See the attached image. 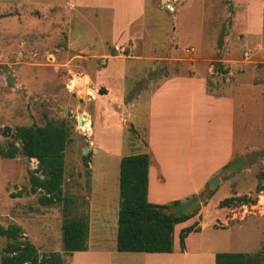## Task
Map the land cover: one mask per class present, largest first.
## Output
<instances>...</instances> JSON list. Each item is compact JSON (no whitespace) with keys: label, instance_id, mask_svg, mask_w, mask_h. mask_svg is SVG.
I'll list each match as a JSON object with an SVG mask.
<instances>
[{"label":"rangeland","instance_id":"obj_1","mask_svg":"<svg viewBox=\"0 0 264 264\" xmlns=\"http://www.w3.org/2000/svg\"><path fill=\"white\" fill-rule=\"evenodd\" d=\"M111 1L0 0V128L10 127L8 137L0 133V143L19 148L16 126L65 120L70 140L63 192L80 202L81 211H89L91 202L102 203L107 220L96 227L94 215L104 216L93 214L88 249L65 253L62 203H39L41 192H30L29 181L37 161L17 152L14 158L0 156V224L21 226L39 254L58 251L64 264H214L217 252H264V189L255 190L258 182L264 188V0H146L130 37H112ZM187 47L193 53L185 52ZM196 74L205 78L208 91L236 96L233 147L235 157L243 155L248 165L221 177L210 197L205 186L177 198L198 195L194 216L204 209L185 251L180 229L172 253L117 251L119 161L146 148L149 89L171 76ZM100 87L107 93L99 94ZM168 124L176 132L158 139V150L174 183L189 189L187 183L203 173L194 164L215 162L216 138L205 132L207 142L201 145L197 129L194 139H185L186 123ZM166 153L173 154L172 164ZM169 183L161 181L150 197L166 199L179 191ZM231 195L255 202L220 210L218 202ZM224 221L228 227L220 225ZM5 244L0 236V251Z\"/></svg>","mask_w":264,"mask_h":264},{"label":"trees","instance_id":"obj_2","mask_svg":"<svg viewBox=\"0 0 264 264\" xmlns=\"http://www.w3.org/2000/svg\"><path fill=\"white\" fill-rule=\"evenodd\" d=\"M15 137L20 143L18 148L13 142L2 145L0 156L14 158L17 152L35 159L40 175L31 171L30 192H41L38 201L41 205L62 203L63 220L61 223V245L65 253L86 251L89 239L88 209L81 211L75 200L63 192L64 152L70 140V126L65 120L47 121L43 125H19ZM85 160L87 159L86 156ZM149 154L138 152L123 155L119 161V199L117 212V231L115 248L120 252L170 253L173 250L174 225L194 216L171 217L165 211L169 203H155L148 199ZM85 165L87 162L85 161ZM90 175V172H89ZM89 186V185H88ZM258 182L257 192L263 190ZM212 193L208 195L210 197ZM86 205L88 206L87 198ZM255 202L247 195H231L221 199L218 207L242 205ZM172 202H180L173 200ZM198 230L191 224L180 230L179 246L184 250V239L191 231ZM0 236L6 244L0 251V264H64L58 251L39 254L36 246L24 236L21 226L0 224ZM214 264H264V252H217Z\"/></svg>","mask_w":264,"mask_h":264},{"label":"crops","instance_id":"obj_3","mask_svg":"<svg viewBox=\"0 0 264 264\" xmlns=\"http://www.w3.org/2000/svg\"><path fill=\"white\" fill-rule=\"evenodd\" d=\"M98 2V1H97ZM111 16V35L112 37H122L123 34L130 37V26L139 20L145 13L147 4L146 0H113L109 3ZM113 32V33H112ZM246 45V44H245ZM253 52L255 49H252ZM219 93V92H216ZM233 91L224 92L223 94H215L207 90L206 80L200 75H175L161 80L156 86L149 89L150 99L148 102L147 118L145 125L147 127L146 148L141 152L149 154L150 164L148 171V199L155 203H167L168 201L177 200L180 196L187 198L196 192L198 189H203L209 179L219 172L225 165L232 161L236 155L233 147L234 138V123L236 117L235 98ZM237 101V98H236ZM191 109V111H190ZM174 114V115H173ZM178 118V119H177ZM176 119V120H175ZM174 120V121H173ZM181 120V129L189 132L185 135V139H194V128L198 130L199 140L202 144L206 141V134H212L216 138L218 149L214 163L194 164V170L203 169L202 175L197 181L192 180L187 183L191 186L189 189H181L180 185L175 184L169 174L168 165L162 157L161 150H158V139H166L168 133H175L176 129L167 127L171 121L177 125ZM171 126V125H170ZM213 137V138H214ZM171 138V137H168ZM182 139L183 137H177ZM198 139V138H197ZM188 146V145H186ZM192 147V145H189ZM168 153H166V157ZM180 157V155H178ZM172 164L174 158L173 154L169 157ZM200 155H198V160ZM170 164V162L167 160ZM177 167L181 166L179 160L175 161ZM155 167H154V166ZM177 174L178 170H176ZM156 173L158 176H156ZM161 181L170 182V186L175 190H179L166 199H155L150 197L151 189L153 191ZM186 184V186H187ZM88 200V199H87ZM89 207V205H88ZM205 208V207H204ZM100 210V211H99ZM105 206L102 203H90L89 215V234L91 230L92 216L95 213H100L102 218L94 215L96 227L103 228L106 224L105 215L103 214ZM193 216L183 222L176 223L173 230V251L176 250L177 245L175 241V231L196 223L200 214ZM221 210V208H220ZM94 211V212H93ZM198 224V223H197ZM223 227H228V221L220 224ZM99 230V229H98ZM100 231V230H99ZM98 231V232H99ZM99 235L96 236L98 239ZM186 237L184 239V251L186 249ZM89 241V239H88ZM170 252V253H172Z\"/></svg>","mask_w":264,"mask_h":264},{"label":"water","instance_id":"obj_4","mask_svg":"<svg viewBox=\"0 0 264 264\" xmlns=\"http://www.w3.org/2000/svg\"><path fill=\"white\" fill-rule=\"evenodd\" d=\"M7 83H10L8 79H6ZM99 94H104L107 93V89L105 87H100L98 89ZM82 117L83 116H78L77 117V123L81 124L82 123ZM0 133L8 137L10 135V127H4L0 128ZM264 156V152L262 153ZM26 160L30 162V158L26 157ZM248 165V161L243 155H238L234 157L232 161H230L227 165H225L221 170H220V175L219 176H213L211 179H209L205 191L207 193L213 192L218 184L220 183V178L223 177L225 174H232L239 172L243 168H245ZM31 171L33 174L40 175V177H43V174H40V169L37 167H32ZM200 204V197L198 195H193L192 197L181 201V202H172L169 203L164 211L171 217H177L181 218L184 216H190L192 215L193 211L198 208Z\"/></svg>","mask_w":264,"mask_h":264},{"label":"built area","instance_id":"obj_5","mask_svg":"<svg viewBox=\"0 0 264 264\" xmlns=\"http://www.w3.org/2000/svg\"><path fill=\"white\" fill-rule=\"evenodd\" d=\"M193 48L192 47H187L186 49H185V52H187L188 54H191V53H193Z\"/></svg>","mask_w":264,"mask_h":264},{"label":"bare ground","instance_id":"obj_6","mask_svg":"<svg viewBox=\"0 0 264 264\" xmlns=\"http://www.w3.org/2000/svg\"><path fill=\"white\" fill-rule=\"evenodd\" d=\"M84 126L89 127L87 123Z\"/></svg>","mask_w":264,"mask_h":264}]
</instances>
